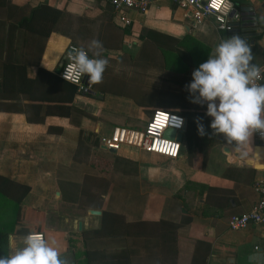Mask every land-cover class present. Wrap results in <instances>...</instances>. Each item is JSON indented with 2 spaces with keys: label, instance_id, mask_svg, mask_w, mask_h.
<instances>
[{
  "label": "crops",
  "instance_id": "obj_1",
  "mask_svg": "<svg viewBox=\"0 0 264 264\" xmlns=\"http://www.w3.org/2000/svg\"><path fill=\"white\" fill-rule=\"evenodd\" d=\"M150 1L145 14L128 12L131 27L121 29L103 0H0V256L10 236L19 244L35 232L55 237L72 264H115L118 256L126 264H257L248 260L253 254L264 264V226L228 228L232 215L259 201L254 185L264 181V145L253 134L248 156L234 154L222 135L211 134L207 106L191 103L177 78L188 67L192 80L221 38L242 34L210 23L193 31L173 0ZM231 1L238 12L259 7ZM43 3L62 13L51 34L18 29ZM256 17L258 32L241 37L264 69V10ZM93 39L103 42L108 60L103 80L70 101L59 78L65 50H87ZM161 70L175 75L157 83ZM155 109L205 115L207 134L183 116L175 160L102 148L117 127L143 129ZM103 212L122 221L113 217L94 234Z\"/></svg>",
  "mask_w": 264,
  "mask_h": 264
},
{
  "label": "clouds",
  "instance_id": "obj_2",
  "mask_svg": "<svg viewBox=\"0 0 264 264\" xmlns=\"http://www.w3.org/2000/svg\"><path fill=\"white\" fill-rule=\"evenodd\" d=\"M103 42L93 39L87 50L72 48L68 52L74 76L88 77V85L99 84L108 66L103 57ZM91 53V56L89 55ZM254 56L245 38L233 35L221 38L209 53V58L192 73V80L185 88L193 104L206 105L207 117L213 136L222 135L228 146H234V154L241 159L248 156L254 133L264 139V84L262 69L253 63ZM68 75L64 72V78ZM172 122L180 127L181 117H173ZM198 134L205 136L206 129L197 118ZM250 262L261 260L260 255H250ZM0 264H72L60 253L55 237L42 238L35 232L19 237V244L9 237L8 252L0 256Z\"/></svg>",
  "mask_w": 264,
  "mask_h": 264
},
{
  "label": "built area",
  "instance_id": "obj_3",
  "mask_svg": "<svg viewBox=\"0 0 264 264\" xmlns=\"http://www.w3.org/2000/svg\"><path fill=\"white\" fill-rule=\"evenodd\" d=\"M103 2L112 10L114 25L121 29L131 27L132 21L128 17V12L145 14L151 5L150 0H103ZM173 3L180 11L182 21L193 31L205 23L212 24L214 29L220 33L227 34L232 29L230 14L234 9V4L231 0H173ZM72 48L80 47L75 44L67 46L59 76L65 82L73 84L77 88V93H87L91 90V85L85 82L87 76H74V69L67 55ZM64 72L68 73L65 78ZM262 80L263 73L258 83ZM176 116L183 120L180 127L172 122V118ZM184 127L185 118L182 115L164 109H155L143 129L117 127L104 139L103 146L112 152H119L124 147L137 148L148 154L175 160L180 156L181 142L176 141L175 138H166L164 134L169 129L181 133ZM254 134L257 141L264 145V139H261L258 133ZM254 188L259 194L258 203L248 212L232 215L228 220L230 230L246 229L250 225L264 226V181L256 182ZM37 234L45 238L42 233Z\"/></svg>",
  "mask_w": 264,
  "mask_h": 264
},
{
  "label": "trees",
  "instance_id": "obj_4",
  "mask_svg": "<svg viewBox=\"0 0 264 264\" xmlns=\"http://www.w3.org/2000/svg\"><path fill=\"white\" fill-rule=\"evenodd\" d=\"M61 14H62L61 11L49 7L46 3L39 4L38 6H36L35 8L31 10L28 17L23 18L18 22L17 28L25 32L31 33V34H36L42 38H47L53 31L55 24L61 17ZM60 80L66 83L67 85H69L70 94H71L70 101H72L74 98V95L77 93V88L73 84L65 82L61 78ZM181 115L184 116L189 122H192L193 119L197 120V118H200V120H202V117L203 118L205 117V115H201L197 113H182ZM113 217L115 216L112 214L103 212L101 229L98 231H93V233L94 234L104 233V225L106 224L108 220H111V219L113 220ZM115 219H117L118 222L122 221L121 217H115ZM3 243H4L3 237L1 236L0 246ZM87 256L91 257L92 254H87ZM100 256L102 255L100 254ZM112 261L115 262V264H121V263L126 264V261L121 256L117 257V261H114V260ZM109 263H112V262L109 261Z\"/></svg>",
  "mask_w": 264,
  "mask_h": 264
},
{
  "label": "water",
  "instance_id": "obj_5",
  "mask_svg": "<svg viewBox=\"0 0 264 264\" xmlns=\"http://www.w3.org/2000/svg\"><path fill=\"white\" fill-rule=\"evenodd\" d=\"M259 4V7L254 10L251 7H242L238 12L236 8H234L230 14V19L233 20L231 23V31L229 33L234 34H242L241 36H250L251 32H258V22H257V13L261 14L264 10V0H256ZM63 63V62H62ZM61 63V66H62ZM164 136L169 139L175 138L176 141L181 142L182 132L176 133L174 130L169 129L165 132ZM103 149H106L102 146ZM58 196V194H57ZM89 213L93 216H99L100 212L95 210H90ZM78 229H81V224H78Z\"/></svg>",
  "mask_w": 264,
  "mask_h": 264
},
{
  "label": "rangeland",
  "instance_id": "obj_6",
  "mask_svg": "<svg viewBox=\"0 0 264 264\" xmlns=\"http://www.w3.org/2000/svg\"><path fill=\"white\" fill-rule=\"evenodd\" d=\"M190 73L191 72L188 70V67H187V69L184 71V74L182 76H178L177 75V78H178L179 81H182L183 84L185 83V86H186V85L190 84V82H191V78L189 76ZM169 75H172L174 77L175 74H173V73H171L169 71H165L164 72L162 70L160 72H157V74L155 76V78L158 79V82L157 83H159L161 80H165V78L167 79V77ZM185 86L184 85L183 86L181 85L180 90L184 93V95H186L185 93H187V95H188L189 92L186 90ZM185 91H187V92H185ZM137 95H139V94L137 93Z\"/></svg>",
  "mask_w": 264,
  "mask_h": 264
}]
</instances>
